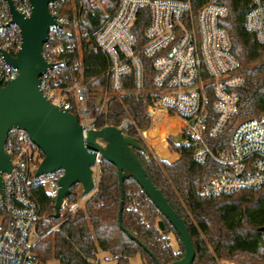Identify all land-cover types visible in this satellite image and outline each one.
Returning a JSON list of instances; mask_svg holds the SVG:
<instances>
[{
	"label": "built area",
	"instance_id": "built-area-1",
	"mask_svg": "<svg viewBox=\"0 0 264 264\" xmlns=\"http://www.w3.org/2000/svg\"><path fill=\"white\" fill-rule=\"evenodd\" d=\"M11 1L19 15L31 16L30 0ZM106 2L57 0L49 4L56 25L49 29L43 59L51 68L40 78V89L47 100L73 114L86 133L100 130L98 120L112 99L133 93L136 101L145 105L150 118L141 136L148 148L158 154L166 153L162 158L165 162H177L182 150L191 148L194 162L214 161L225 167V172L201 186L199 195L203 199L256 191L264 186V117L237 123L227 140V151H215L208 142L223 135L238 115L240 92L245 85L240 62L232 53L230 35L221 25L228 15L227 8L216 1L200 4V0H113L112 8L107 9ZM144 7L150 9L151 20L144 30L146 42L138 47L134 27ZM96 12L103 15V22L90 27L85 18L89 14L96 16ZM245 27L264 46V0H252ZM21 44L20 28L12 22L7 2L0 0L3 84L18 77L3 52L15 56ZM86 51L101 54L108 62L101 76L107 80L103 92L92 91L85 82ZM144 59L151 60L149 86ZM129 77L132 92L125 89ZM157 117L161 119L158 124ZM134 125L133 119L125 118L115 127L127 134ZM5 150L12 158L13 168L3 175L0 192V264H38L34 247L42 237V216L32 189L42 187L56 200L64 170L37 177L43 158L22 129L9 132ZM99 177L97 165V184ZM76 187L64 200L60 217L83 209L84 205L75 199L82 188ZM134 207L136 202L129 209ZM58 230L59 223L49 229L53 233Z\"/></svg>",
	"mask_w": 264,
	"mask_h": 264
},
{
	"label": "trees",
	"instance_id": "trees-1",
	"mask_svg": "<svg viewBox=\"0 0 264 264\" xmlns=\"http://www.w3.org/2000/svg\"><path fill=\"white\" fill-rule=\"evenodd\" d=\"M208 1H216L228 10L221 25L230 35L232 53L240 62L245 77L238 115L231 120L223 135L208 141L215 151H227V140L237 123L264 117V46L258 44L245 27L252 0H200V4ZM112 5L113 0L105 3L107 9L112 8ZM67 7L69 3H66ZM64 14L68 12L64 11ZM150 20V9L142 8L134 27L138 47L146 42L144 30ZM102 22L103 15L99 12H96V16L89 14L85 18V23L90 27L99 26ZM84 61L85 82L94 92L105 91L107 80L101 77L108 68L105 57L86 51ZM144 64L146 85L149 86L151 60L144 59ZM125 89L133 91L131 77ZM125 118L135 122L127 134L135 138L144 149L136 153L148 177L187 222L196 251L193 264H220L221 260L264 264V186L256 191L239 192L212 200L203 199L199 195L201 186L211 177L225 172V167L214 161L194 162L191 148L182 150L177 163L157 161L141 136V131L149 126L150 118L145 105L137 102L133 93L112 99L97 125L100 129L106 125L119 126ZM40 154L44 158L41 150ZM159 155L163 158L166 153L162 151ZM99 170L96 190L83 209L75 214L66 213L58 220L54 219L55 199L42 187L32 189L34 198L40 204L42 216L39 224L42 237L34 247L38 264H49L52 260L58 264H93L100 250L110 253L118 264H130V259L135 256H140L143 264H157L155 259L159 264L181 260L185 254L181 239L132 178L124 182L122 224L134 239L121 229L118 222L121 192L117 168L102 159ZM73 189L75 191L77 187ZM132 202H136V207L129 209ZM160 220L164 221L163 231L157 228ZM57 223L59 230L50 232L49 229ZM171 233L180 242L181 247L177 252L171 247Z\"/></svg>",
	"mask_w": 264,
	"mask_h": 264
},
{
	"label": "water",
	"instance_id": "water-1",
	"mask_svg": "<svg viewBox=\"0 0 264 264\" xmlns=\"http://www.w3.org/2000/svg\"><path fill=\"white\" fill-rule=\"evenodd\" d=\"M5 1L12 22L20 28L22 44L15 56L3 52L6 63L18 71V77L5 84L0 80V192H3V175L13 168L5 145L9 132L15 128L26 131L31 142L44 155L37 177L64 170L54 205L56 220L60 218L64 200L72 194V188L80 186L83 197L96 190L94 170L103 159L117 168L121 192L118 222L121 229L134 239L122 224L124 182L132 178L182 241L184 257L171 264H193L196 251L187 222L148 177L136 153L144 150L139 142L115 126L85 133L73 114L51 104L43 95L40 78L51 68L43 59V47L48 41L50 27L56 25V17L50 13L49 4L57 0H30L32 13L28 18L18 14L11 0ZM157 226L163 231L164 221L160 220ZM144 249L147 250L146 247ZM149 254L155 259L151 252Z\"/></svg>",
	"mask_w": 264,
	"mask_h": 264
},
{
	"label": "rangeland",
	"instance_id": "rangeland-1",
	"mask_svg": "<svg viewBox=\"0 0 264 264\" xmlns=\"http://www.w3.org/2000/svg\"><path fill=\"white\" fill-rule=\"evenodd\" d=\"M160 120L161 119L159 117H157L155 119V123L158 124L160 122ZM149 151L156 158L157 161L160 162V161L163 160L156 150H153V149L149 148ZM177 162L175 161V162H172L171 164H174V163H177ZM95 172H96V169H95ZM91 195L92 194H90V195H88L86 197H83L81 190H78V199H77L78 203L81 206H83L86 203V201L91 197ZM169 240H170L172 249L175 252L179 251L180 247H181L180 246V242L177 240V237H176V235L174 233H171L169 235ZM222 261H228V262H232V263H235V264H240V263L233 262V261H230V260H221L220 263ZM49 264H58V262L56 260H52ZM93 264H118V262L110 253L105 252L103 250H100L98 252V254H97V259L93 262ZM130 264H143V262H142V259H141L140 256H135V257L130 259Z\"/></svg>",
	"mask_w": 264,
	"mask_h": 264
}]
</instances>
